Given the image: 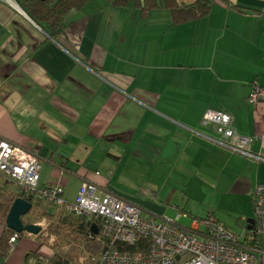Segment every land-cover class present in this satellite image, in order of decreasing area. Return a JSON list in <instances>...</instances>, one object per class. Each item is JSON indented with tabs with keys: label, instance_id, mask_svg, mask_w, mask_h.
<instances>
[{
	"label": "crops",
	"instance_id": "0c3cea01",
	"mask_svg": "<svg viewBox=\"0 0 264 264\" xmlns=\"http://www.w3.org/2000/svg\"><path fill=\"white\" fill-rule=\"evenodd\" d=\"M14 4L0 0V138L50 162L42 184L63 170L64 186L66 174L78 179L67 198L91 179L149 214L186 213L184 224L207 214L226 224L229 209L253 217L264 100L247 95L251 81L264 85V0H213L176 24L161 6L142 17L132 3L90 0L57 36ZM207 108L231 113L262 157L217 142ZM37 248L50 249L26 231L0 264H26Z\"/></svg>",
	"mask_w": 264,
	"mask_h": 264
},
{
	"label": "built area",
	"instance_id": "2783aa9c",
	"mask_svg": "<svg viewBox=\"0 0 264 264\" xmlns=\"http://www.w3.org/2000/svg\"><path fill=\"white\" fill-rule=\"evenodd\" d=\"M247 99L264 100V85L251 81ZM202 121L212 124L220 144L250 157H262L251 150V137L236 131L231 113L207 108ZM42 162L39 152L0 138V178L14 183L15 193L98 221V232L90 233L103 243L97 264H264V183L256 184L253 192V235L248 236L250 229L245 227L240 236L211 214L191 217L188 224L179 221L181 215H187L183 212L149 214L141 205L90 179H83L75 196L67 198L61 182L63 170L55 182L41 183ZM19 238L15 231L10 245L15 246ZM38 254L41 264H46L41 260L49 254L43 250ZM29 261L37 263L35 257Z\"/></svg>",
	"mask_w": 264,
	"mask_h": 264
},
{
	"label": "trees",
	"instance_id": "16d2710c",
	"mask_svg": "<svg viewBox=\"0 0 264 264\" xmlns=\"http://www.w3.org/2000/svg\"><path fill=\"white\" fill-rule=\"evenodd\" d=\"M90 0H17L21 7L38 23L45 31L52 36H57L67 28L70 22V16L73 12L81 9ZM116 6H127L131 3L139 7L142 17H147L151 9L164 7L169 14L171 23H181L184 21L200 18L205 16L212 5L213 0H108ZM91 180V179H90ZM6 193H11L14 200L17 193L10 187V183L5 179L0 178V199L4 197ZM33 202V207L29 211L32 214L40 215V217H49L51 220L49 224L50 233L61 234L63 230L67 228H78L81 232L90 235L92 232V224L98 223L95 219H86L74 214L59 215L55 220L54 213L49 210H40V207L36 205L37 198H28ZM26 215V214H25ZM23 219L25 222H31L30 220ZM247 227V224H246ZM42 230V229H41ZM41 245L44 244V240L40 237ZM249 230V229H248ZM15 230L8 226L6 216L0 218V252L6 255L9 250L14 246L9 243L10 236ZM26 233V231H19L20 238ZM95 233V232H93ZM96 234V233H95ZM19 238V239H20ZM48 239V237H45ZM119 247V246H118ZM56 250L49 255H46L41 261L46 264H69L73 262V256L70 250L63 252L60 245L55 244ZM39 248L31 250L26 255V264H33L30 262V257L37 259L36 264H41L39 261Z\"/></svg>",
	"mask_w": 264,
	"mask_h": 264
},
{
	"label": "rangeland",
	"instance_id": "374dc122",
	"mask_svg": "<svg viewBox=\"0 0 264 264\" xmlns=\"http://www.w3.org/2000/svg\"><path fill=\"white\" fill-rule=\"evenodd\" d=\"M16 3L17 0H13ZM189 1V0H186ZM134 4L130 7H133ZM44 164V165H43ZM52 168L51 164L49 161L44 160L42 162V169L41 172L43 175L48 174L50 172V169ZM66 186H65V195H72L73 192L75 191L78 179L75 178L74 176H71L70 174H66ZM127 186V185H125ZM11 189L14 187V183H10ZM74 196V195H73ZM72 196V197H73ZM71 198V197H70ZM13 199L11 196V193H6L3 198L0 199V218L7 216L8 211L12 205ZM36 205L37 207H40V210H49L54 213V218L52 220H55L59 215H69L67 211H65L62 207L51 205L46 203L42 199H36ZM202 212V211H201ZM221 212L222 209H221ZM229 212L224 215L223 220L226 222V226L229 229H232L236 234L242 236L245 232V227L247 224V218L251 217V209L247 215V217H241L240 219L236 218V210H230L225 211ZM200 216H204L202 213H200ZM250 214V215H249ZM189 217V216H188ZM185 218L181 217V221H187L190 218ZM221 218V217H220ZM25 219L30 220L31 222H37L42 225V230L39 233L40 237L44 240V244L47 243L49 246V251L45 252L46 254L52 253L55 248V244L60 245V248L62 249L63 252L69 251L71 252V255L73 256V262L69 264H79L74 261H78L79 257L82 256L84 260L82 261V264H95L97 261V258L100 257V254L102 252L101 245H100V240L98 237H92L91 235L81 232L74 228H67L62 231L61 234L57 235L54 233H50L49 230V224L51 220L49 217H40V215L32 214L28 212L25 215ZM253 232L251 229L248 231V236H252ZM45 237H48L46 239ZM103 248V245H102ZM101 251V252H100Z\"/></svg>",
	"mask_w": 264,
	"mask_h": 264
},
{
	"label": "water",
	"instance_id": "95a60500",
	"mask_svg": "<svg viewBox=\"0 0 264 264\" xmlns=\"http://www.w3.org/2000/svg\"><path fill=\"white\" fill-rule=\"evenodd\" d=\"M21 10L25 11L19 3H17ZM33 207V202L28 198L17 196L8 211L6 221L9 227L15 231H28L30 233H38L42 229V225L37 222H25L23 216L27 214ZM247 228H252L253 217L247 218ZM92 232L97 233L98 227L96 223L92 224Z\"/></svg>",
	"mask_w": 264,
	"mask_h": 264
},
{
	"label": "bare ground",
	"instance_id": "6f19581e",
	"mask_svg": "<svg viewBox=\"0 0 264 264\" xmlns=\"http://www.w3.org/2000/svg\"><path fill=\"white\" fill-rule=\"evenodd\" d=\"M13 3H15L14 1H13ZM17 4V3H16ZM17 6H18V4H17Z\"/></svg>",
	"mask_w": 264,
	"mask_h": 264
}]
</instances>
